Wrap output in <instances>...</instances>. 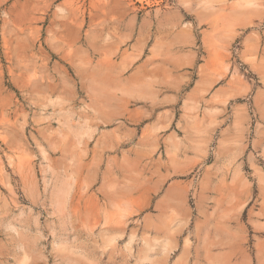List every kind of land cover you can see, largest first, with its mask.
Returning a JSON list of instances; mask_svg holds the SVG:
<instances>
[{"label":"rangeland","instance_id":"1","mask_svg":"<svg viewBox=\"0 0 264 264\" xmlns=\"http://www.w3.org/2000/svg\"><path fill=\"white\" fill-rule=\"evenodd\" d=\"M0 264H264V0H0Z\"/></svg>","mask_w":264,"mask_h":264}]
</instances>
